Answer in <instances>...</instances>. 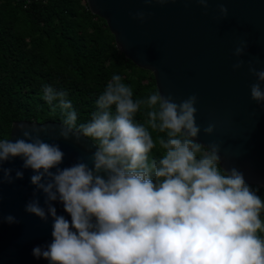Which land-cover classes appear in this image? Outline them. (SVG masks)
I'll list each match as a JSON object with an SVG mask.
<instances>
[{
	"label": "water",
	"instance_id": "95a60500",
	"mask_svg": "<svg viewBox=\"0 0 264 264\" xmlns=\"http://www.w3.org/2000/svg\"><path fill=\"white\" fill-rule=\"evenodd\" d=\"M87 1L185 135L264 187V0ZM145 204L123 164L61 121H15L0 141V264H92Z\"/></svg>",
	"mask_w": 264,
	"mask_h": 264
},
{
	"label": "trees",
	"instance_id": "16d2710c",
	"mask_svg": "<svg viewBox=\"0 0 264 264\" xmlns=\"http://www.w3.org/2000/svg\"><path fill=\"white\" fill-rule=\"evenodd\" d=\"M19 120L84 132L139 181L142 221L96 244L92 264H264V187L185 135L82 0H0V141Z\"/></svg>",
	"mask_w": 264,
	"mask_h": 264
},
{
	"label": "built area",
	"instance_id": "2783aa9c",
	"mask_svg": "<svg viewBox=\"0 0 264 264\" xmlns=\"http://www.w3.org/2000/svg\"><path fill=\"white\" fill-rule=\"evenodd\" d=\"M84 2V4L88 5V1L87 0H82ZM89 7V5H88Z\"/></svg>",
	"mask_w": 264,
	"mask_h": 264
}]
</instances>
